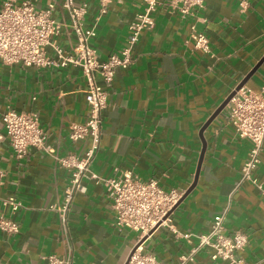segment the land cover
<instances>
[{
	"label": "crops",
	"instance_id": "1",
	"mask_svg": "<svg viewBox=\"0 0 264 264\" xmlns=\"http://www.w3.org/2000/svg\"><path fill=\"white\" fill-rule=\"evenodd\" d=\"M5 0H0V7ZM20 3L27 0H15ZM39 9L55 1L54 16L63 24L57 38L68 49L75 37L68 27L63 0H28ZM86 2V27L96 23L98 0ZM163 0L153 13L155 25L143 31L132 50L133 62L116 71L102 113V135L91 172L108 178L130 171L142 181L155 179L165 190L184 194L193 185L200 155L206 149L193 189L172 214V225L156 229L144 251L163 264L191 253L198 235L227 209V232L248 236L239 256L246 264H264V196L251 181H240L251 142L241 138L226 106L201 129L224 100L264 58V0H206L186 18ZM145 0H113L96 25L91 45L101 61L127 43L129 25ZM209 39L211 51L194 48L192 26ZM98 81L101 79L98 77ZM244 87L264 90V61ZM86 80L68 66L25 67L0 61V216L19 223L17 233L0 229V264H49V257H69L72 264H124L138 234L115 225L111 201L102 183L85 177L62 221L60 208L71 172L57 157L81 156L88 139L72 141L70 126L88 114ZM8 109L38 114L54 151L30 147L17 158L6 138L2 115ZM2 137V138H1ZM253 177L264 185V143ZM14 196L21 207L12 213L2 198ZM189 235V237H185ZM203 249L186 264H227Z\"/></svg>",
	"mask_w": 264,
	"mask_h": 264
},
{
	"label": "built area",
	"instance_id": "2",
	"mask_svg": "<svg viewBox=\"0 0 264 264\" xmlns=\"http://www.w3.org/2000/svg\"><path fill=\"white\" fill-rule=\"evenodd\" d=\"M113 0H98L99 11L96 23L86 27L84 18L88 4H77L75 0H63L62 6L69 16L68 27L74 34V44L66 49L58 43L63 24L53 15L55 1L44 9L37 8L31 1L16 2L5 0L0 7V61L6 65L21 64L25 67H68L73 66L82 72L86 80V103L88 114L84 122L70 126L69 138L72 141L88 139L89 146L81 156L69 154L57 157L58 163L71 172L70 183L65 191L60 208L62 221L77 191L83 190L82 180L89 177L106 187L111 201L115 225L127 228L138 234V241L131 249L124 264H163L151 253L144 251L143 242L161 226L177 230L172 225V214L183 193L177 189L165 190L155 179L142 181L130 171L120 175L103 178L91 172L92 164L100 146L102 135V113L108 104V87L112 85L117 69H127L133 62L132 50L143 31L155 25L153 13L163 0H145L143 10L129 25L126 45L101 61L91 40L97 35L96 25L107 14ZM206 0H168L167 4L186 18L205 7ZM194 48L206 53L211 51L208 37L191 27ZM98 77L101 82L98 81ZM229 119L241 138L250 140L252 146L241 169L240 181H251L264 196V185L253 177L260 163V153L264 143V90L255 92L241 87L230 99ZM6 128V138L17 158H23L30 147L53 152L47 143V136L41 126L38 114L8 109L2 115ZM2 138V137H1ZM6 176L0 168V182ZM4 209L12 213L18 211L21 203L14 196L1 199ZM225 209L213 217L206 233L198 235V243L188 255L181 256L173 264H186L203 249L212 250L213 260L221 259L227 264H246L239 256L247 243L248 236L241 230L227 232L224 219ZM19 223L0 216V229L17 233ZM189 237V235H185ZM49 264H72L67 257H49Z\"/></svg>",
	"mask_w": 264,
	"mask_h": 264
},
{
	"label": "water",
	"instance_id": "3",
	"mask_svg": "<svg viewBox=\"0 0 264 264\" xmlns=\"http://www.w3.org/2000/svg\"><path fill=\"white\" fill-rule=\"evenodd\" d=\"M264 61V58L260 61V63L254 68V70L250 73L253 74V72L258 68V66H260V64ZM246 77L239 85L238 87L232 92L230 93V95L224 100V102L219 106V108L217 109V111L212 115V117H210V119L205 123V125L203 126V128L201 129V134H203L204 130L207 128V126L211 123V121L228 105L230 99L235 95L236 91H238L241 87L244 86V84L247 82L249 76ZM205 149H206V145L205 142H203V149L200 155V159H199V163H198V167H197V173L195 176V181L193 183V185L187 190V192L184 194V196H182V198L179 200V202L177 203V205L175 206V208L180 204V202L183 200V198L193 189V187L195 186V183L197 181L198 178V173L199 170L201 168V164L203 161V157H204V153H205Z\"/></svg>",
	"mask_w": 264,
	"mask_h": 264
}]
</instances>
